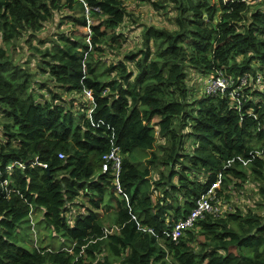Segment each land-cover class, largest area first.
Returning a JSON list of instances; mask_svg holds the SVG:
<instances>
[{
	"label": "trees",
	"instance_id": "trees-1",
	"mask_svg": "<svg viewBox=\"0 0 264 264\" xmlns=\"http://www.w3.org/2000/svg\"><path fill=\"white\" fill-rule=\"evenodd\" d=\"M141 1L169 25L126 48L143 23L127 0H0V264H264V0ZM65 18L89 32L30 42L49 86L12 41ZM218 68L252 76L239 109L227 92L189 102V71ZM114 147L121 192L101 171ZM216 181L224 210L167 235ZM249 184L256 196L237 205ZM41 224L70 244L28 235Z\"/></svg>",
	"mask_w": 264,
	"mask_h": 264
},
{
	"label": "rangeland",
	"instance_id": "rangeland-1",
	"mask_svg": "<svg viewBox=\"0 0 264 264\" xmlns=\"http://www.w3.org/2000/svg\"><path fill=\"white\" fill-rule=\"evenodd\" d=\"M128 3L131 4V6H135L134 8V12L139 16V18H141L142 22L141 24H139L138 27H136L135 29H133V31H131L130 36L127 40V43L124 44L123 47L126 48H130V47H134L135 45H137L140 40L142 39V35L140 34V32L142 31V28L145 25H157V26H168V21L164 19V15L161 14V10H157L155 8L152 7V5L149 2L146 1H141L139 0L138 3L133 2L132 0H127ZM172 13L170 12L169 15H171ZM59 19H54L52 22L47 23L41 31L37 32V37L40 38L42 40L43 43H39L38 38H32L31 40H29V36L27 33L22 34L19 38L15 39L13 42V45L16 47L15 52L13 53L14 57L19 61V62H29L31 65L30 67H32L34 70V79L37 81H42L45 82V84H49V86L52 85V82L50 80H48L47 76L38 68L39 64H35V60L32 58V54L31 52L33 51V48L30 45L31 44H36L37 46H39L40 48H44V46H48V44L51 42L52 38H55L56 36V32L59 31H63V32H68L69 30L72 31H86L89 32V28L88 27H80L77 23H74L72 27H70V22L65 18L62 21V24H58ZM136 25H134L135 27ZM125 29H127V25L125 27ZM105 58V60L108 62L110 55L109 53H106L105 56H103ZM189 77L187 79V84L190 88V97L189 99H191V103H193V100L195 99V97H199L202 92L205 90L204 89V85H205V80H206V74H202L200 73L198 70H190L189 71ZM41 92H46L45 89L41 90ZM66 95V94H64ZM77 101L79 103H84V99L82 97V99L79 98V94L76 95ZM75 108L77 109L78 106L76 105ZM2 113L0 112V118H2ZM2 120H6L5 117H3ZM158 120H160L159 116L155 115L152 119L151 122L155 123ZM234 190V189H232ZM233 195H232V200L239 206H242V204H245L247 200H249L251 197H255L256 196V190L255 187L252 184H249L247 186H245L243 188V191L240 193V195H236V193L234 191H232ZM81 199V198H80ZM79 199V200H80ZM108 199V195L105 196V202H107ZM82 202L86 203V199L82 198ZM104 204L101 205L100 211L102 213L109 211L105 210L104 208ZM109 207L113 208L114 207V203L109 201ZM71 209L74 210V212L79 211V209H81L80 204H78V206H74L71 207ZM224 210V205H219V210ZM106 216V214H104ZM108 220L106 221V227L107 229H110L111 226H113L114 224H112L111 221V214H108ZM111 223V224H110ZM33 227V226H31ZM42 228H37L36 226L33 227V231L31 232V234L28 233L29 236H31L33 238V232H35L36 234V238H38L39 242L41 239L42 245L43 244H54L55 247H60V246H67L70 244V240L67 238H61L58 236H51V231L48 228H45L44 226H42ZM200 239L202 240V237L200 236ZM41 244V243H40ZM48 246V245H46Z\"/></svg>",
	"mask_w": 264,
	"mask_h": 264
},
{
	"label": "built area",
	"instance_id": "built-area-1",
	"mask_svg": "<svg viewBox=\"0 0 264 264\" xmlns=\"http://www.w3.org/2000/svg\"><path fill=\"white\" fill-rule=\"evenodd\" d=\"M260 84L261 88L264 90V77L260 74H257L254 78L251 75H241L236 81L233 79L232 75L227 73L224 69L218 68L215 69L212 74L206 76L204 91L207 94H218V93H228L232 98V103H234L239 109L241 102L245 99L243 93V87L247 84ZM88 96L90 92L87 91ZM59 156H62V153H58ZM247 163V161H244ZM109 167L115 174V183L116 189L118 192H121L119 188V184L117 181V175L119 173L120 168V157L118 153V147H114L110 152L103 155V163L101 165V171H107ZM6 182L5 180L3 183ZM219 182L216 181L212 183L211 187L203 192L196 200L195 205L189 210V212L177 219L171 225V228L167 235H169L172 239H176L179 237L185 229L190 228L193 223L200 217H203L205 213L216 214L219 211V206L217 202V198L215 196V191L213 188L218 187ZM215 199V202H212ZM116 228L115 225L111 226L110 229H107L104 226V232H111ZM152 232L151 229H148Z\"/></svg>",
	"mask_w": 264,
	"mask_h": 264
},
{
	"label": "crops",
	"instance_id": "crops-1",
	"mask_svg": "<svg viewBox=\"0 0 264 264\" xmlns=\"http://www.w3.org/2000/svg\"><path fill=\"white\" fill-rule=\"evenodd\" d=\"M107 221V220H106ZM105 226H106V224H105Z\"/></svg>",
	"mask_w": 264,
	"mask_h": 264
}]
</instances>
